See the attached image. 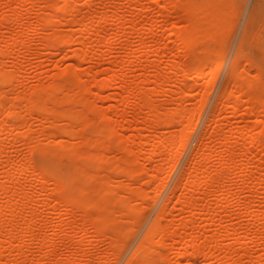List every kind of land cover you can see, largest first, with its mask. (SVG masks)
Segmentation results:
<instances>
[{
  "label": "rangeland",
  "instance_id": "374dc122",
  "mask_svg": "<svg viewBox=\"0 0 264 264\" xmlns=\"http://www.w3.org/2000/svg\"><path fill=\"white\" fill-rule=\"evenodd\" d=\"M0 264H264V0H0Z\"/></svg>",
  "mask_w": 264,
  "mask_h": 264
},
{
  "label": "bare ground",
  "instance_id": "6f19581e",
  "mask_svg": "<svg viewBox=\"0 0 264 264\" xmlns=\"http://www.w3.org/2000/svg\"><path fill=\"white\" fill-rule=\"evenodd\" d=\"M210 3H212V2H210ZM208 5H209L208 7H211L210 4H208ZM214 7H215V9H216L217 7L219 8V6H213L212 8H214ZM212 8H211V9H208V11H206L207 9L204 10V11L206 12V14H208L209 17H210V18H209L208 15H206V16L204 15V16H205V19L207 20V19L209 18L208 20H211V21H208V20H207L206 23H207V24H210V25H211V23H212L211 26H210V25H207V27L211 30V32H209L210 30H208V32L210 33V34H209L210 36H212L211 34H213L214 32H216V29H214L215 27H216V28H217V27H218V28L220 27V26H219V25H220L219 22H221L220 19L223 18V17H222L223 14H221V12H220L219 9H216L217 11H215V13H214V10H215V9H212ZM211 10H213V13H214V14L212 13ZM218 11H219V13H218ZM221 11L223 12V10H221ZM205 12H204V13H205ZM209 13H211L212 15L210 16ZM223 13H224V12H223ZM215 14H216V15H215ZM220 14H221V15H220ZM217 15H220L221 17H220V16H217ZM214 16H215V19H213ZM211 17H212V18H211ZM216 17H217V18H216ZM219 17H220V19H219ZM205 19H204V20H205ZM216 19H218V20H216ZM212 20H214L215 22L212 21ZM218 21H219V22H218ZM213 22H214V23H213ZM216 22H217V25H218V26H216V25L213 26V24H216ZM198 25H199V24L196 25V28L199 30V29H200V28H199L200 26L198 27ZM200 25H201L202 27H204L203 23L200 24ZM202 27H201V28H202ZM211 27H214V28H211ZM218 28H217V31H218ZM212 30H213V31H212ZM195 31H197V30H195ZM198 32H199V31H198ZM214 34L216 35V33H214ZM215 35H213V36H215ZM234 69H235V66H234V64H233V66L230 68V75H232V73L234 72ZM160 217H161V216H160V214H159V215L157 216V218L155 219V221H154L152 227H151L150 229H148L146 235H145L144 238H143V241L146 240L147 237H148L149 235H151V234H150L151 232L153 233V231L158 230V223H157V220H158ZM10 223H11V222H10ZM11 226H12V225L10 224L9 227H10V228H13V227H11ZM28 226H29V225H28ZM9 227H8V230H9ZM118 227H119V226H118ZM23 228H24V227H23ZM28 228L30 229V226H29ZM25 229H27V226L25 227ZM25 229H24V230H25ZM29 229H27V230H29ZM27 230H26V231H27ZM148 238H149V237H148ZM143 241L140 242L141 244L137 247V250L134 252L133 256H136V255L139 256L137 253H138V251H140V248L142 247ZM146 242H147V241H146ZM141 251H142V250H141ZM137 256H136V258H137Z\"/></svg>",
  "mask_w": 264,
  "mask_h": 264
}]
</instances>
